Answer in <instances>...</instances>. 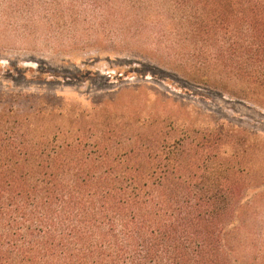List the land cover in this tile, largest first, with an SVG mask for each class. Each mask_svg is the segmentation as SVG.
I'll return each instance as SVG.
<instances>
[{"label":"trees","instance_id":"trees-1","mask_svg":"<svg viewBox=\"0 0 264 264\" xmlns=\"http://www.w3.org/2000/svg\"><path fill=\"white\" fill-rule=\"evenodd\" d=\"M42 1L143 38L172 69L263 106L264 0L0 6L32 12ZM38 120L0 113V264H264V165L222 159L223 132L216 145L203 136L162 146L168 128L151 126L60 141ZM132 138L155 144L128 148Z\"/></svg>","mask_w":264,"mask_h":264},{"label":"rangeland","instance_id":"rangeland-1","mask_svg":"<svg viewBox=\"0 0 264 264\" xmlns=\"http://www.w3.org/2000/svg\"><path fill=\"white\" fill-rule=\"evenodd\" d=\"M10 9L0 6L1 114L42 117L38 131L61 132L60 141L105 128L129 137L151 126L168 128L162 146L203 136L211 144L223 132L222 159L239 154L247 166L263 168L264 103L196 82L160 62L168 53L143 38L73 20L60 13L62 5L56 13L45 1L32 12ZM130 141L128 148L155 144Z\"/></svg>","mask_w":264,"mask_h":264}]
</instances>
